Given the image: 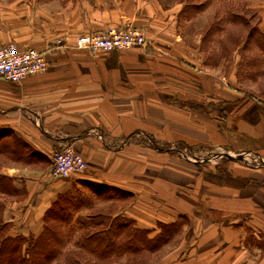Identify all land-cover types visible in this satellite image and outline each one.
Returning <instances> with one entry per match:
<instances>
[{
	"label": "crops",
	"instance_id": "crops-1",
	"mask_svg": "<svg viewBox=\"0 0 264 264\" xmlns=\"http://www.w3.org/2000/svg\"><path fill=\"white\" fill-rule=\"evenodd\" d=\"M249 1L264 33V0ZM183 6L184 0H0V44L36 48L46 62L19 82L0 78V131L22 142L17 155L0 150V174L13 188L0 191V218L11 235H37L52 202L81 187L89 203L73 210L74 219L107 209L149 235L158 223L184 220L150 253L149 264H264V163L239 153L264 154V103L238 85L234 48L220 56L219 41L203 44V27L185 28L204 7L188 18ZM126 24L144 29L148 43L110 51L74 43L78 35ZM3 140L11 142L10 133ZM154 143L234 155L200 165L174 149L157 152ZM64 148L85 158L86 172L52 175L51 151ZM89 184L127 190L131 200L101 199Z\"/></svg>",
	"mask_w": 264,
	"mask_h": 264
},
{
	"label": "trees",
	"instance_id": "trees-1",
	"mask_svg": "<svg viewBox=\"0 0 264 264\" xmlns=\"http://www.w3.org/2000/svg\"><path fill=\"white\" fill-rule=\"evenodd\" d=\"M198 1L184 0L182 12L185 13L186 17L190 18L206 5V2L200 3ZM226 8V11L216 20L212 19L204 30L203 42L208 41L214 31H218L221 33L218 40L220 56L226 55L228 51L234 48L239 57V53L246 51L248 46L254 44L259 52L257 55L259 60L257 58H238V61L239 63L243 61L245 67L259 66L260 70H263L264 33L258 29L257 25L248 26V19L242 14V12H247L248 8L243 3H228ZM240 26L246 27V31L243 32L244 35L239 32ZM242 35V42H240ZM9 133L12 136L11 142L3 140L4 136L9 135ZM21 143V140L12 135L11 132L0 131V150H10L13 155H17L22 147ZM2 177L3 179H0V191L12 192L13 188L8 182L9 178ZM89 186L97 197L104 200L128 196L127 191L104 184H89ZM87 203H89V199L83 198L82 195L73 199L71 196H66L65 193L60 194L45 211L42 229L34 236L11 235L9 224L0 218V264H51L62 253V248L68 242L66 232L61 230V226L71 221V213L75 208ZM2 206L3 203L0 202V212ZM183 221L181 219L158 223V231L149 235V229L134 227L131 218L120 214L111 215L108 212L98 210L88 218L87 223L79 222L80 226L90 224V229L93 228L90 231L86 230L77 244L78 249H82L84 252L77 250L75 253L78 257L69 252L64 253V264H84L85 262H82L81 259L85 253L95 255L97 264L102 263L107 258L108 264H110L113 261L110 256L113 254L130 256L142 251L154 252L178 234ZM86 261L89 263V258Z\"/></svg>",
	"mask_w": 264,
	"mask_h": 264
},
{
	"label": "rangeland",
	"instance_id": "rangeland-1",
	"mask_svg": "<svg viewBox=\"0 0 264 264\" xmlns=\"http://www.w3.org/2000/svg\"><path fill=\"white\" fill-rule=\"evenodd\" d=\"M198 1V0H197ZM198 2H206V5L204 6L203 9L204 10V14L202 15V17H200V19H193L191 22L188 23V25H186V29L187 30H192V31H197L199 30L201 27H203L205 30L207 28V26L210 24L211 20H216L217 18H219L225 11H226V7L228 6V3H243L244 5H248L249 4V0H199ZM240 12H242L241 10H238ZM242 14L244 16H246V18L248 19V26H253V25H257L258 23V16L256 14V11L253 8H248L247 12H242ZM193 17L195 15H192ZM239 32L242 34L243 32L246 31V27H242L240 26L239 28ZM220 32L218 31H214L213 35L210 37V39L207 41H202L204 45H211V42L216 46L218 43V40L220 39ZM244 35V33H243ZM240 38V42H242V37ZM190 37V36H189ZM57 41V40H56ZM55 41V42H56ZM249 49V50H248ZM248 49H246V51H242L240 54V57L237 54V64H236V76H237V80H239L238 82H240L238 85L240 87H242V89L245 90V92H250L251 95H253L255 98L261 100L264 103V96L263 95V91H264V67L263 70H260L259 66L253 67H245L243 66V61L242 63H239V59H244V58H257L259 60V56L257 57V55L259 54L257 48L254 47L253 45L248 46ZM257 65V62H256ZM259 71H258V70ZM263 74V76H262ZM258 75H261L262 78H260V81H258L257 84H253L251 85V83L249 82V78H253L256 79ZM247 79V81L245 80ZM137 136L142 135L141 131H136L135 133ZM142 138V137H141ZM132 139V137L127 136L124 139H121L120 141L123 143L122 147H127L129 145V141ZM145 141L148 142V138L145 137ZM151 142H149L150 144ZM153 145V149L156 150L157 152H165V149L168 150H175V154L177 156H181L182 158H193V161H196L198 163H200V165H203L205 163L206 160H213V161H217L218 159H221V156H233V153H224L223 151H214V152H210V153H203L202 155L199 154H195L192 151L183 149L181 147L178 146H172L173 149L170 148L169 145H165V144H159V143H154L151 144ZM119 148V146H117ZM121 148V147H120ZM239 153H242V155H245L242 159L245 161L247 160L249 157L251 158L253 164H263L264 162V154L263 153H259L256 150L251 152L250 150H243ZM198 156H203V158L198 157ZM263 159V160H262ZM249 160V159H248ZM205 165V164H204ZM3 175L0 174V179H3L2 177ZM9 184L12 188V183L9 179ZM82 189L81 187L78 188H73V190H70L69 192L65 193L66 196H71V198L75 199L77 196H81V194H83V198H88L87 194H85L83 191L79 190ZM127 191V190H125ZM128 192V196H124V197H120V201H123L124 204H127L128 201L131 200V193L129 191ZM86 196H85V195ZM1 196H0V202H1ZM117 204V202H113V207ZM111 204H107L105 206H107L106 208L109 207ZM101 210L104 212H110L107 209H97V207H95L94 209L92 208V210H89L87 212H83L82 215H78L77 218L74 219L73 216L74 213L72 212V218H71V223L69 222L68 224H63L61 226V230L66 232V235L68 237V242L67 244L62 248V253H60V255L58 256V258H56L51 264H64V259H63V254L64 253H71L73 256L78 257L77 250L80 252H84V250L82 249H78V242L81 240V237L83 236V234L85 233L86 230L90 231L93 230L90 229V224L85 225V226H80L79 222H84L87 223L88 222V218L91 217V215L93 213H95L96 211ZM181 220V219H180ZM79 224V225H78ZM159 229V228H158ZM65 234V233H64ZM178 243V242H177ZM82 257V256H79ZM151 254L150 252L148 253V251H142L139 254L136 255H116L113 254L112 256H110V258H113V261H111L110 264H149V262H151ZM87 258H89V263H86ZM81 259V258H80ZM108 259V258H107ZM104 259L102 261V263L100 264H108V260ZM82 262H85L84 264H97V260H96V256L89 254V253H85L84 257L81 259Z\"/></svg>",
	"mask_w": 264,
	"mask_h": 264
},
{
	"label": "built area",
	"instance_id": "built-area-1",
	"mask_svg": "<svg viewBox=\"0 0 264 264\" xmlns=\"http://www.w3.org/2000/svg\"><path fill=\"white\" fill-rule=\"evenodd\" d=\"M60 44L61 40L57 39ZM77 47L95 50H121L143 47L148 43L144 29L131 25L110 27L103 32L81 34L75 37ZM43 53L36 48L19 50L14 42L0 44V78L19 82L29 74L45 69ZM51 173L53 176L65 177L87 170L85 158L71 148L53 149L50 154Z\"/></svg>",
	"mask_w": 264,
	"mask_h": 264
}]
</instances>
